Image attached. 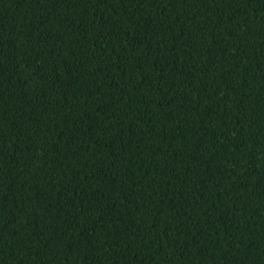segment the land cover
<instances>
[{
	"label": "trees",
	"instance_id": "obj_1",
	"mask_svg": "<svg viewBox=\"0 0 264 264\" xmlns=\"http://www.w3.org/2000/svg\"><path fill=\"white\" fill-rule=\"evenodd\" d=\"M0 264H264V0H0Z\"/></svg>",
	"mask_w": 264,
	"mask_h": 264
}]
</instances>
